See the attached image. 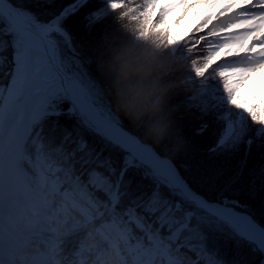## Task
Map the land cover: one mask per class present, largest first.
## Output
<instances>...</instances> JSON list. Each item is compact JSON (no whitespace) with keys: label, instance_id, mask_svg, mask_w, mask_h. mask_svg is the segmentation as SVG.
<instances>
[{"label":"snow or ice","instance_id":"snow-or-ice-1","mask_svg":"<svg viewBox=\"0 0 264 264\" xmlns=\"http://www.w3.org/2000/svg\"><path fill=\"white\" fill-rule=\"evenodd\" d=\"M117 12L174 52L207 49L186 98L206 119L179 134V166L125 130L76 47ZM6 137L46 169L72 237L125 234L123 264H264V0H0V150Z\"/></svg>","mask_w":264,"mask_h":264},{"label":"clouds","instance_id":"clouds-1","mask_svg":"<svg viewBox=\"0 0 264 264\" xmlns=\"http://www.w3.org/2000/svg\"><path fill=\"white\" fill-rule=\"evenodd\" d=\"M114 25L103 31L93 47L96 71L104 81L116 112L146 140L168 144L178 152V118L189 111L186 98L199 102L196 77L207 53L201 47L174 52L166 37L144 34L138 22L114 13ZM195 79V84H194ZM46 169L34 170L25 157L13 154L6 137L0 150V262L2 264H123L125 234H103L89 225L77 246L67 243L72 228Z\"/></svg>","mask_w":264,"mask_h":264},{"label":"trees","instance_id":"trees-1","mask_svg":"<svg viewBox=\"0 0 264 264\" xmlns=\"http://www.w3.org/2000/svg\"><path fill=\"white\" fill-rule=\"evenodd\" d=\"M71 0H54V4L56 5L57 10L61 9L62 7L67 6ZM114 16L115 14H112L109 16L106 20H104L101 24L96 25L91 32L84 29L83 25H81V34L77 37H74V41L76 44L77 49L79 50V54L84 57L86 60L91 59L92 63L87 66V71L91 74V76L97 81L98 85L100 86L102 92H103V100L106 104L110 106V109L113 113V115L117 116L119 120L122 122L123 127L126 131H128L130 134L137 136L138 139H140L143 143H146L150 145L159 155L162 157L171 159L172 163L179 166L182 159H183V151L180 150L178 152H170L164 150L165 144H154L150 140H146L142 133L133 127V125L120 113L116 112L115 107L112 103L111 97L108 95V93L105 90L104 81L99 76V73L96 71V66L94 63V56H93V47L95 44L96 39L99 37V35L108 29L109 27L114 25ZM199 103V102H198ZM206 118H202L199 113L196 112H190L182 113L178 118V129L179 134L186 137H191L194 135L193 129L197 126H199L203 120ZM67 117L60 118V122L62 124L66 125ZM209 120V131L203 134V136L198 137L197 141L201 145V147H206L208 143H210L214 137L212 138V129L215 127L214 123L210 122ZM251 123V121H249ZM258 127V126H254ZM212 138V139H211ZM139 234V233H137Z\"/></svg>","mask_w":264,"mask_h":264},{"label":"rangeland","instance_id":"rangeland-1","mask_svg":"<svg viewBox=\"0 0 264 264\" xmlns=\"http://www.w3.org/2000/svg\"><path fill=\"white\" fill-rule=\"evenodd\" d=\"M210 122H212V121H210ZM213 123V122H212ZM215 127L212 129V133L214 132V131H218V129H217V127H216V125H214ZM214 136L212 135V138H213ZM211 138V139H212ZM77 246V239H76V237H69V241H68V243H67V248L69 249V250H71V249H74L75 247Z\"/></svg>","mask_w":264,"mask_h":264},{"label":"water","instance_id":"water-1","mask_svg":"<svg viewBox=\"0 0 264 264\" xmlns=\"http://www.w3.org/2000/svg\"><path fill=\"white\" fill-rule=\"evenodd\" d=\"M150 146V145H149ZM151 147V146H150ZM153 149V148H152ZM154 150V149H153ZM155 151V150H154ZM162 157V156H161ZM162 158H165V157H162Z\"/></svg>","mask_w":264,"mask_h":264}]
</instances>
